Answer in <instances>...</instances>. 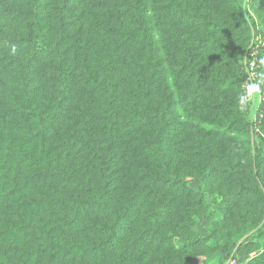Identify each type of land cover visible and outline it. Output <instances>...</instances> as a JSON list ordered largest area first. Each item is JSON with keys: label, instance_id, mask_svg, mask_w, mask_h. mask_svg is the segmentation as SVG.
<instances>
[{"label": "trees", "instance_id": "16d2710c", "mask_svg": "<svg viewBox=\"0 0 264 264\" xmlns=\"http://www.w3.org/2000/svg\"><path fill=\"white\" fill-rule=\"evenodd\" d=\"M212 1L221 18L196 0H0V264H126L136 244L193 264L209 240L192 230L206 207L193 182L221 179L226 202L250 201L225 212L231 227L264 211V117L243 116L236 48L248 8L264 23V0ZM262 238L264 220L240 246ZM259 246L248 264H264Z\"/></svg>", "mask_w": 264, "mask_h": 264}, {"label": "rangeland", "instance_id": "374dc122", "mask_svg": "<svg viewBox=\"0 0 264 264\" xmlns=\"http://www.w3.org/2000/svg\"><path fill=\"white\" fill-rule=\"evenodd\" d=\"M196 1L204 3V10L207 7L204 14L208 15L209 19L221 18V9L223 7L220 3L212 0ZM254 9L253 6L247 10L251 30L248 35L236 40V48L244 75L241 84V105L246 113L244 112L243 116L253 123H260V119L264 117V71H260V58L264 53V23L260 19L259 13L257 14ZM189 60L196 69L203 73L212 74L213 76L221 74L219 67L208 64L202 56H193ZM233 97L236 99V96ZM196 102L197 104L194 105V109L197 114L188 117L189 120L186 121H195L194 124L198 125L200 124L199 118L207 114L205 105L208 100L206 98H197ZM181 114L185 116L183 111ZM184 137L188 141L187 143L193 140L190 132L184 134ZM260 138L264 142V129L260 130ZM184 157L188 159L187 155L181 158ZM238 162H240V167L244 166L243 159L238 158ZM191 185L195 190L204 194L206 202V207L197 212V224L192 230L200 239H209L204 248L195 254L196 257L193 264H248L252 259L257 257L261 252V246L259 245H264V238L257 241L259 244L247 245L246 247H241L240 245L246 243L250 235L260 228L264 220V211L260 208L255 209L254 214L244 225L231 227L227 225L230 222L224 218L225 212L237 217L239 213L243 214L245 210L254 208L249 207L250 201L233 199V203H231V200L226 202V199L232 197V194L230 193V188L221 179L212 180L205 187L204 191L197 182H193ZM221 229L224 230L222 232L223 237L219 241L212 239L213 233L215 231L221 232ZM177 241L176 239L175 242ZM21 247L23 248V251H21L22 255L25 250L38 251L39 248H46L45 251L50 253H56L60 249H65L64 246L60 245H35L31 249H27L26 245H22ZM121 255L125 256L126 264H135L133 260L135 261L139 257L152 264H159V253L153 247H149L148 244L124 245ZM38 256H34L33 264L39 260H41L40 264H45L49 260L47 257L42 256V254ZM16 262L13 264H16Z\"/></svg>", "mask_w": 264, "mask_h": 264}]
</instances>
